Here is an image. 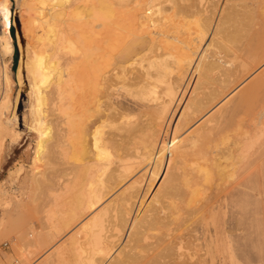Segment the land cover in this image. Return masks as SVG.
<instances>
[{
    "label": "bare ground",
    "instance_id": "1",
    "mask_svg": "<svg viewBox=\"0 0 264 264\" xmlns=\"http://www.w3.org/2000/svg\"><path fill=\"white\" fill-rule=\"evenodd\" d=\"M11 2L0 0V32L3 37L0 38V78L4 83L0 94V165L5 135L12 142L22 135L16 126L17 113L8 116L13 106L15 80L11 66L14 51ZM22 2L27 9L24 18L21 14L25 12L20 14L23 9L19 10L21 27L26 32L25 56L17 73L22 84L27 78L30 80L27 89L32 103L31 126L38 132L34 159L39 158L46 140L43 152L50 137L59 136L58 139L63 137L65 139L62 140L67 142H61L63 146L69 144L84 159L95 156L97 170L95 173L91 165L89 167L93 168L94 174L89 172L88 161L85 160L87 174H91L90 177L94 175V184L87 175L89 189L81 192L78 188L81 200L80 197L75 200L78 206L73 207L72 212L70 210V220L62 217L64 210H60L58 215L51 213L55 214L50 215L51 219L57 217L55 222L59 216L67 219L64 226L71 227V234L65 244L67 249L64 248L68 251L59 250V255L49 264L64 261L68 258L64 254L69 251L77 253H73L76 264H161L166 260H161V256L166 257L169 251L172 256L175 253L172 250L183 252L186 249L183 233L173 234L171 229H167L170 232L152 231L166 226L167 221L160 214L161 209L156 212L151 204L161 190L166 191V187L172 189L170 187L190 180L189 171L182 169L188 164L194 168L191 172L203 173L204 179L218 173L219 182L222 179L228 184L238 176L241 179L242 173L250 167L248 182L253 181V187L258 191L254 189L253 193H246L248 187H244L248 185L243 184L246 178H242V182L237 178L238 184H230L226 194L218 195L205 207L213 220V229L200 244L214 257L221 254L218 264H264V210L256 203L263 212L257 210L253 213L250 204H246L250 199L258 204L264 201V68L246 85L236 101L212 113L193 129L190 128L194 123H189L193 112L190 108L205 111L230 94L227 91L232 85L245 80L246 75L264 65V0ZM207 35L210 37L204 44ZM2 55H8V58L3 60ZM165 68L172 73L170 85L159 91L155 88L154 79ZM179 87L182 93L180 100L171 107L172 96ZM257 96L260 99L251 111H247L249 114L241 115L244 113L240 111L243 103ZM63 146L61 152L64 153ZM138 149L141 159L127 161ZM195 155L197 158L193 157ZM94 159L90 161L94 162ZM146 159L153 165L147 184L141 189L139 179L133 178L132 173ZM22 169L20 164L12 171L19 176ZM194 183L198 185L199 181ZM122 184L126 185L116 197L106 202ZM71 185H74L72 180ZM194 185L186 186L191 194L197 190ZM73 188H70L71 194ZM83 188L81 186V190ZM6 189H0V203L3 204L7 203ZM179 192L182 194L183 191ZM238 192L243 193V203ZM234 194H238L240 202L245 203L244 207L252 211L249 214L248 209H244L247 212H243L246 217L249 214L250 222L252 220L250 226L245 223L250 231L245 226L244 229L251 232L255 228L251 232V240L247 239L248 243L240 237L242 229L234 232L239 236L233 233L234 210L229 199ZM238 207L235 205L236 210ZM236 214L243 215L239 211ZM238 223L236 228H239ZM59 227L56 235L61 236ZM49 228L39 234L44 232L43 237H52L49 240L52 241L56 236L55 230ZM234 235L242 239L245 260L241 252L240 257V250L236 251L240 242L237 241L235 247ZM45 239L40 238L39 242L48 243ZM197 244L199 241L193 245ZM193 250V256L198 254L193 263H197L200 254L197 249ZM255 252L257 259L254 258ZM229 253L232 260L228 258Z\"/></svg>",
    "mask_w": 264,
    "mask_h": 264
},
{
    "label": "rangeland",
    "instance_id": "2",
    "mask_svg": "<svg viewBox=\"0 0 264 264\" xmlns=\"http://www.w3.org/2000/svg\"><path fill=\"white\" fill-rule=\"evenodd\" d=\"M11 1H12L11 6L13 8L11 32L13 35V42H14V51H13L11 66H12L13 75H14L15 80L13 83L14 89L12 88L13 106H12V110L8 113V116L9 117L13 116L12 115L13 112L17 113V115H18V118H17L18 121L17 122L18 123L16 124V126L22 135L15 142H12L10 140V137L8 135H5V141H4L5 142V148L1 154V165H0V183H1L0 185H1V187H0V189L3 187L5 189L7 188L6 189L7 192L5 193V198L7 199V203H5V204L0 203V264H49L57 256V254L59 255L60 251H62L64 253H66L68 251V250L66 251L67 247H65V246L67 245V241H68L69 236H70L69 234H71V231H70L71 227H70V229L65 228L64 225L66 224V222H67L66 220L68 218L70 220V213L73 211V207L78 206V201H75V200L79 199V197L81 196L80 193L84 189H89V187L87 186L89 181L95 179V178H93L94 175L90 177L91 174L89 173L90 175H88L87 173L89 171V172H93L92 174H94L93 168H95L94 169L95 173L97 172L96 167H95L96 162H95V159L93 158L95 156L91 157L92 159H94L93 160L94 162H92V160L90 161V159H91L90 157L84 159V157L77 150L74 151L75 148L72 149L71 146H68L69 144L68 145L66 144L67 148L65 146H63L61 142L64 141L63 143H65L66 140H62V139H65L62 136H60V138L62 137V139H58L59 136H57L55 138L50 137L48 147H46L45 151L43 152L42 149H44L45 143L47 144V142H46L47 140H46L44 145L41 146L42 152H40L39 158L34 159V153H35L34 148L36 145V139L38 138V132L34 129V127L31 126L32 125L31 124L32 123L31 122L32 121V119H31V117H32V109H31L32 103H31L30 94H29L28 89H27L28 81H30V80H27L28 79L27 78L26 82L24 84H22L19 81L18 73H17L18 72L17 68H19L20 61L22 60L23 56H25V45L24 44H25V38H26V34H25L26 32H24L25 30L22 29L21 23L19 20V10L23 9V11H20V14H21V12H25V13L21 14V17L24 18L25 17L24 14L26 15L27 9H26V5L23 4L22 0H11ZM0 22H1V20H0ZM13 26H14V28H13ZM0 29H1V24H0ZM209 37H210L209 35L206 36L204 44L209 39ZM0 38L1 39L3 38L1 35V32H0ZM27 38H28V36H27ZM22 43H23V45H22ZM234 46H236V45L234 44ZM27 50H28V48H27ZM2 57H3V60H5L8 58V55H5V57H4V55H2ZM3 60H2V62H3ZM263 66L264 65L260 66L256 70H253L251 73L246 75L244 77L245 80L242 79L243 81L240 80L239 82L232 85V87L227 91V93L229 92L230 94H228L220 102L213 103L210 107L205 109V111L200 112V111L193 110L192 108H190V111L192 110L193 112L190 113L191 114V117H190L191 121L189 123L190 124L194 123V124H192L190 129L197 127L208 116H210L212 113H215L216 111H218L223 106L231 104L234 101H236L238 99L239 94L241 95V93L244 92V88L246 87V85H248L259 74V72L262 68H264ZM171 76H172V73L169 69H166V68L162 69L159 72L158 77L154 79L155 88L158 89L159 91H161L163 86H165V85L169 86L170 81H171ZM3 88H4V83L2 84V79L0 78V94L3 91ZM181 94H182L181 93V87H179V89L172 96L171 105H170L171 107L174 105L176 106L178 104V101L180 100ZM260 95H262V94H260ZM259 99H260V96H257V97H252L250 100L245 101L243 103L241 110H240L241 112L244 111V113L240 112L241 115L247 114L249 111H251L252 107L255 104H257ZM245 111H246V113H245ZM106 128H108V127H106ZM54 141H56V142H54ZM59 141H60V146L62 145L63 148L65 147L64 153H63V151L61 152L62 146L61 147L58 146ZM56 147H58V148H56ZM68 147L69 148L71 147V149L73 151H71V149L69 150ZM139 149H138V151L132 150L134 152V154L131 158L127 159V161L128 160H136V161L140 160L141 158L138 155ZM76 151H77V154H76ZM62 153H63V156H61ZM256 154H258V152ZM59 155H60V157H59ZM79 155H81V156H79ZM2 156H3V158H2ZM193 157H196V155ZM31 159H33V160H31ZM86 159L88 162L85 161ZM193 159H195V158H193ZM82 160H83V162H82ZM51 161H53V162H51ZM84 162H87V165ZM13 163L15 165H13ZM42 163H43V165H42ZM81 163L82 164L84 163V164L82 165ZM88 163L90 165H88ZM20 164H21V167L23 168L22 173L19 176H16L15 171H12V169L16 170L18 167H20ZM17 165H19V166H17ZM85 165L88 167L89 166L91 167V165H92V167L93 166L94 167L93 168L89 167L91 169V171L89 168H88L89 170L87 171ZM152 165H153V162H150L149 159H146L139 166H137L132 173L133 178L139 179V181H140L139 183L141 184V189H143L145 187L144 185L150 176L149 173L151 172ZM183 168H184V170L186 168V171H189L187 173L189 174L188 176H190V180L189 181L185 180V184H183L184 182H181V184L177 185L176 187H170L172 189H169L166 187V189H165L166 191L161 190L156 195V197L153 199L152 204H151L152 207L154 205V207H153L154 211L158 212L161 209L160 214L162 216H165L166 218L165 217H163V218H164V220L167 221L166 226L164 225L162 227L160 226V227L154 228L152 230L153 232L157 233L161 230H163V232H164L167 229H169V230L171 229L170 230L171 233L172 232H173V234L183 233L182 235L183 236L185 235L187 237V239H186V237L184 236L186 249H184V251L182 250L183 252H181V250H178V251L172 250V252H175L174 254L172 253L173 254V256H172V255H169L171 253V251H169V254L166 255V257L163 255L161 256V258H162L161 260H163L164 258L166 260H163V262H161V260H160V262H161V264L162 263L163 264H218V260H220L221 254L218 253L217 254L218 256L216 255V257H214L213 253L210 250H208V248L206 249L207 250L206 251L205 248H203L202 245L200 244L204 240L205 236H207L208 233L211 232L213 229L212 228L213 220L211 219V216H209L206 213L207 209H205V207L209 206L213 201H215V199L218 195L226 194V192L228 190L227 188L229 187L230 184L231 185H233L232 183L238 184L237 180H236L237 178L241 182L244 181L243 179L246 178L245 180H247V181H245L243 183L245 185H248V186L244 187L245 189L248 187V189H246V193H249V192L253 193L255 190H256L255 192H257L258 189H256V187H253L254 186L253 184H255V183H253V181H251V180H250L251 183L248 182L249 177H247V176H248V173L251 171V169L248 166L247 167L248 169H246V171L243 170L244 174L242 173L241 179H240V176H238L235 179V181L231 180L234 182H231L230 184H228V183H224V182H226V180H224V179H223L224 181H222V179H221L219 182L220 177H219L218 173H216L217 176L214 174L210 178L205 177V179H204L203 173H202L203 174L202 175V174H200L199 171H192L191 172V170L194 168L190 167L189 164L184 165L182 167V169ZM6 171H7V173H6ZM247 171H249V172H247ZM33 172H35V173H33ZM8 174H9V176H8ZM11 175L13 177H11ZM14 175L17 178L18 177L19 178L16 180L15 179L16 177ZM87 175L89 176L88 177L89 181H88V178L86 177ZM5 177H7V178H5ZM84 177L87 179H84ZM95 177H96V175H95ZM33 178H34V180H33ZM2 179L4 180L3 182H2ZM5 179H6V181H5ZM73 179H75V180H73ZM71 180H72V184H74L73 190L77 193L76 196H75V193L73 194L74 191L72 192V194L70 192V190H71L70 188L73 187L71 185ZM73 181L74 182L76 181V182L73 183ZM196 181H197V183L199 181L198 185L194 183ZM67 183L70 185H68L69 187L66 190L65 186ZM77 183H80V184H77ZM193 183L196 185L197 190L194 193H192L193 194L192 195L190 193V190H189L190 188L187 187V189H186V186L187 185L189 187L193 186L194 185ZM93 184H94V180H93ZM126 184H124V185L122 184L120 186V189L116 193L111 195L106 200V202H108L111 198L116 197L117 193ZM182 184H183V187H180V186H182ZM189 184H193V185H189ZM84 185H86L88 188H86V186H84ZM88 185H90V184H88ZM195 185H194V187H195ZM245 185H242V186H245ZM75 186H76V190H75ZM81 186L85 187V188H83L81 190ZM177 187H178V189H177ZM78 188L81 191L79 193L80 195H78V192H79ZM174 188L176 189V191L175 190L173 191ZM179 188L184 189V190H179ZM167 189H169V190L167 191ZM192 189L193 188L191 187V190ZM77 190H78V192H77ZM177 190H179L181 192L183 191L182 194H179L180 192ZM184 191H185V194H184ZM188 191H189V193H188ZM68 192H70V193H68ZM176 192H178V194ZM238 193L240 194V192H238ZM68 194L69 195L71 194L72 197H74L73 198L74 201L72 200V197L68 196ZM234 195H236V194H234ZM234 195L232 196V198L229 199L230 203H232L230 205L232 206V209L234 210V214L232 215L233 216V223H234L233 224V233L235 232L236 229H237L236 231H240L239 229H242L241 232H243V233H241V234L242 235L244 234L246 237L245 236L242 237L241 234H240V237L243 239H246V240L249 239V241H250L251 240V238H250L251 232H253L255 230V228L252 229L253 231L249 232L250 230L248 228H246V226H245L246 224L250 226L251 222H252V220L250 222L249 218H248V215L252 211H250L248 208H245V207H247L248 204H250L251 208L253 209V213L257 210L261 211L262 209L261 208L258 209L259 208L258 206L262 207L264 210V201H259L260 204H258L257 201L251 200V199H250L251 200L250 201L248 199L249 202L248 203L246 202L247 206L244 207L245 203L242 204L244 202L243 193L240 194L241 197L238 196V194L236 196H234ZM76 197H77V199H76ZM238 197H240V199L243 197L242 198L243 201L239 200ZM71 200L73 202H70ZM80 200H81V197H80ZM232 200H234V201L238 200V202L235 201L236 202V204H235V202ZM245 201H246V198H245ZM233 202H234V204H233ZM239 202L242 204L243 207L240 205ZM76 203H77V205H76ZM238 203H239V205H238ZM256 203L258 206H256ZM66 204H68V205H66ZM155 205H156V208H155ZM202 205H204V207H202ZM235 205H236V207L237 206L242 207L243 211L241 212L242 209L240 207L237 208L239 210H236ZM68 207H72V208L70 209ZM244 209H248L249 214L247 213V217L244 214L247 212V210L245 211ZM60 210L61 211L64 210V212L62 211L63 213H61V214H62V217L65 216V218H67V219L64 220V218L62 219L61 216H59V218H60V223H59V218H58V222L57 221L55 222V218L57 220V217H53L51 219L50 215L53 212L57 213V215H58L60 213ZM70 210H71V212H70ZM237 211H239L240 214H243L242 217L244 218V221H242L243 219L241 220L242 217L240 215L236 214ZM161 212H163V213H161ZM262 212L263 211H261V213ZM53 215H55V214H53ZM53 215H51V216H53ZM262 215L264 217L263 213H262ZM251 216L252 215H250V218H251ZM260 216H261V214H260ZM235 217H237V219ZM238 218H240L239 223H238ZM53 221L55 222L54 225H53ZM241 221H242V223H241ZM64 222H65V224H64ZM236 222L238 223L239 228L238 227L236 228V226H237ZM51 223H52L54 228L51 227L52 226V225H50ZM56 223H59V224H56ZM243 223H244V225L242 226L241 224H243ZM234 225H235V227H234ZM48 226L50 228H52V230H55V231H53L54 235H56V228L60 226L59 229L61 228L60 230L62 231L61 236L56 235L55 239H53L52 241H49L52 239V237L50 238L47 235H44L45 237H43L42 233L46 232V230L49 228ZM244 226L249 231L245 230ZM249 226H247V227H249ZM72 227H73V225H72ZM250 229H251V227H250ZM169 230H167V231L170 232ZM41 231H44V232L39 234V232H41ZM203 231H205V232H203ZM37 234H38V236H37ZM40 235H42V236H40ZM235 235L239 236V235H237V233ZM235 235L233 237L234 238V242H233L234 244L237 241H239V242L242 241V239L240 237L238 239V237H236ZM40 238H42V239L46 238L45 240L48 239L46 241L48 243H42L41 241H40L41 242L40 243L39 242ZM189 240H190V242H189ZM198 241H199L200 246L198 244L193 245L194 243L195 244L198 243ZM243 241H245V240H243ZM50 243H51V245H50ZM247 243H248V240H247ZM242 244L240 242L239 248L238 247L236 248V251H237V249L240 250L238 252L239 254H240V252H241V254L243 253ZM244 244H246V242ZM236 245H238V244H235V247H236ZM194 247H195L194 250L197 249L196 251H198L200 254V261L197 263H193L195 258L198 257V254H196L195 256L192 255V253H193L192 250ZM64 248H66V249H64ZM62 249H64L65 251H63ZM231 250L233 251L232 247H231ZM177 252L178 253L180 252V253L178 254ZM201 252L203 253V256L201 255L202 254ZM256 252H259V255L263 256V254L260 253V251H256ZM256 252L254 254V256L256 255L254 257L255 259H257V257H258ZM263 252H264V250H263ZM73 253H75V251H73V252L69 251V253L64 254L65 257H68V258L64 259V261L58 262L57 264H73V263L76 264L77 261L76 262L73 261L76 257V256L75 257L73 256ZM76 254L77 253H75L74 255H76ZM241 254H240V257L242 258ZM228 258H229V260H232L230 253H229ZM77 259H78V257H77ZM242 259L245 260L244 255H243ZM71 262H73V263H71Z\"/></svg>",
    "mask_w": 264,
    "mask_h": 264
},
{
    "label": "trees",
    "instance_id": "3",
    "mask_svg": "<svg viewBox=\"0 0 264 264\" xmlns=\"http://www.w3.org/2000/svg\"><path fill=\"white\" fill-rule=\"evenodd\" d=\"M13 28H14V26H13Z\"/></svg>",
    "mask_w": 264,
    "mask_h": 264
}]
</instances>
